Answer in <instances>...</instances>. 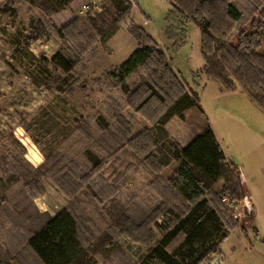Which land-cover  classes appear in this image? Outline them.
Returning <instances> with one entry per match:
<instances>
[{
	"label": "trees",
	"instance_id": "obj_1",
	"mask_svg": "<svg viewBox=\"0 0 264 264\" xmlns=\"http://www.w3.org/2000/svg\"><path fill=\"white\" fill-rule=\"evenodd\" d=\"M71 1L39 0L38 5L52 14ZM112 1L117 10L107 27L102 25L103 14L97 13L72 18L58 29L70 56L59 51L51 59L40 57L45 72L73 74L86 54L118 29L131 13L133 0ZM167 1L182 21L198 25L203 73L227 90L240 86L264 112V52L260 51L264 23L254 21L250 30L243 29L245 17L232 0ZM31 2L37 4L38 0ZM251 10L250 16L260 11L255 4ZM5 11L12 17L18 14L13 5ZM41 24L32 27V36H22L27 46L41 36ZM129 32L138 46L109 75L126 94L128 106L142 114L150 126L132 136L134 127L125 116L120 114L117 129L111 130L100 114L97 122L104 133L99 145L109 156L130 149L154 176L149 186L158 201L145 216L133 215L109 192L114 183L99 173L105 162L94 158L91 151L90 168L63 153L44 155L38 166L14 155L11 173L33 198L46 194L44 181L50 180L70 201L54 215L39 209L23 210L18 220L22 228L28 225L24 226L26 235L22 234L21 244L14 249L9 245L5 256L0 253V264H29L31 257L36 264H99V257L116 260L129 256L118 242L121 237L146 248L136 261L128 259L125 264H201L219 251L230 230L238 226L222 202V194L229 192L234 198L246 195L242 174L225 156L198 94L185 86L165 51L143 26L133 22ZM235 37L237 43L232 42ZM133 75L140 77L135 87L129 82ZM189 111L197 116L195 123L188 118ZM174 117L190 122L192 136L185 146L172 140L166 147V125ZM221 181L222 187L216 190ZM80 196L96 199L103 209L109 203L106 216L110 223L106 221L108 228L102 234L96 235L92 219L88 221L76 211ZM8 222L18 223L17 219Z\"/></svg>",
	"mask_w": 264,
	"mask_h": 264
},
{
	"label": "rangeland",
	"instance_id": "obj_2",
	"mask_svg": "<svg viewBox=\"0 0 264 264\" xmlns=\"http://www.w3.org/2000/svg\"><path fill=\"white\" fill-rule=\"evenodd\" d=\"M31 1L0 0V253L3 256L9 245L14 249L17 243L21 244L22 234L26 235L24 228L28 225L22 228L18 220L23 210L57 213L69 203L62 200V194L50 180L44 181L47 193L33 198L11 173L14 155L38 166L44 161V155L63 153L90 168L93 165L88 158L91 151L94 158L98 156L105 162L99 173L108 183H114L109 192L133 215L145 216L158 201L156 191L149 186L154 176L131 155L130 149L109 156L99 145L104 133L97 122L100 114L111 130L117 129L120 114L125 116L134 127L132 136L150 126L142 114L128 106L126 94L109 75L138 46L129 32L133 22L143 26L159 43L185 86L198 94L201 107L227 155L237 158L239 162L234 161L245 166L249 176L253 173L255 184L264 192V157L259 169L253 170L249 163L252 151L264 156V112L240 86L234 91L227 90L203 73L201 33L195 22L182 21L171 12L167 0H133L129 16L111 36L97 44L96 50L86 54L73 74H48L40 57L51 59L59 51L70 56L66 43L57 33L62 25L77 16L102 13V25L107 27L117 8L112 0H73L50 14L38 5L39 0L37 4ZM232 1L245 17L243 29L250 30L254 21L264 23V0ZM251 4L259 6L260 11L250 16ZM8 5L15 7L16 17L5 11ZM83 5H89L90 10L82 12ZM39 23L44 28L41 36L27 46L22 36H32V27ZM237 39L233 38L232 42L237 43ZM260 51L264 52V44ZM48 67L51 70L52 67ZM129 82L135 87L140 77L133 75ZM187 116L192 122L197 121V116L190 111ZM251 118L256 119V123H252L255 127L239 124V121L250 124L246 119ZM188 122L174 117L166 125V147L172 140L183 146L187 144L192 136ZM80 197L82 201L76 211L88 221L92 219L96 235L102 234L108 228L106 221L110 223L106 216L109 203L103 209L96 199ZM15 219L18 223L8 222ZM247 223L245 218L238 221L239 225ZM118 242L130 257L116 260L99 257V264L137 260L140 244L127 237H121ZM238 250L233 255V264H259L248 245ZM28 261L36 264L32 257Z\"/></svg>",
	"mask_w": 264,
	"mask_h": 264
},
{
	"label": "crops",
	"instance_id": "obj_3",
	"mask_svg": "<svg viewBox=\"0 0 264 264\" xmlns=\"http://www.w3.org/2000/svg\"><path fill=\"white\" fill-rule=\"evenodd\" d=\"M257 119L262 121L260 118H257ZM246 120L250 124H247V123L241 122V121H239V124L241 126L248 127L249 125H253L252 123H256L255 118H251V120L250 119H246ZM256 134H258V133H254V135H256ZM220 144H221V142H220ZM221 146H222V144H221ZM222 148L224 150V153H225V156L227 157V159L229 161L234 162L236 164L237 168L240 169V171H241L244 192L250 197V200L253 204L254 213H253V217L250 219L249 223H247L243 226L238 224V226L235 229L230 230L227 239H225L221 243L219 251L217 253L213 254L209 259L205 260L201 264H233L232 258H233V255L236 253V250L237 249L240 250L243 247L246 248L247 245L249 246V248L251 250H253V253L256 256L255 258H256L257 262L259 264H264V192L262 191L260 186H257V184H255L254 177H252L253 173L251 174V176H249L248 173L246 172L245 166L241 167L240 164L236 163V162H239L237 160V158L234 157L232 159L231 157H229L227 155L223 146H222ZM250 154H251V156H250V162L249 163L251 164V166L253 167V170H254L255 167L258 168V166L260 165L261 160L264 156L261 153H257L256 150L250 152ZM222 185H223V181L219 182L215 188H217L218 186L221 188ZM56 189L62 194L61 198L64 202H66L67 200L70 201V198L67 195H65L57 187H56ZM46 193H47V191H46ZM50 214L54 215L56 213H50ZM227 242H229V243L227 244ZM226 244H227V249H225ZM137 246L139 247V252L137 253V256H136L138 259L140 256H142L146 252V248L141 247L139 245H137ZM229 250H232V251H229Z\"/></svg>",
	"mask_w": 264,
	"mask_h": 264
},
{
	"label": "built area",
	"instance_id": "obj_4",
	"mask_svg": "<svg viewBox=\"0 0 264 264\" xmlns=\"http://www.w3.org/2000/svg\"><path fill=\"white\" fill-rule=\"evenodd\" d=\"M89 10V5H83L82 12H87ZM222 202L232 211V218L235 220L241 221L245 218V220L249 222L251 215L254 213L253 204L247 194L242 198H234L229 192H225L222 194Z\"/></svg>",
	"mask_w": 264,
	"mask_h": 264
}]
</instances>
